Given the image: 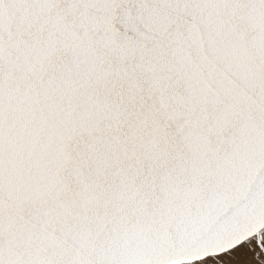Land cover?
Masks as SVG:
<instances>
[{"label":"snow or ice","instance_id":"1","mask_svg":"<svg viewBox=\"0 0 264 264\" xmlns=\"http://www.w3.org/2000/svg\"><path fill=\"white\" fill-rule=\"evenodd\" d=\"M0 264H264V0H0Z\"/></svg>","mask_w":264,"mask_h":264}]
</instances>
